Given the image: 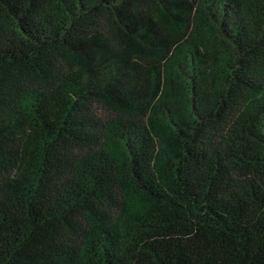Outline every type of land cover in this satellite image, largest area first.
<instances>
[{
  "label": "trees",
  "instance_id": "obj_1",
  "mask_svg": "<svg viewBox=\"0 0 264 264\" xmlns=\"http://www.w3.org/2000/svg\"><path fill=\"white\" fill-rule=\"evenodd\" d=\"M0 264H264V0H0Z\"/></svg>",
  "mask_w": 264,
  "mask_h": 264
}]
</instances>
